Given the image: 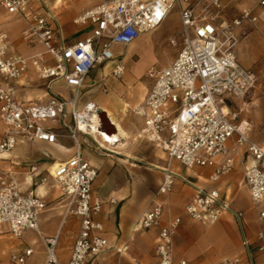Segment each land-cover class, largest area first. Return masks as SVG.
Returning a JSON list of instances; mask_svg holds the SVG:
<instances>
[{
  "label": "built area",
  "instance_id": "2783aa9c",
  "mask_svg": "<svg viewBox=\"0 0 264 264\" xmlns=\"http://www.w3.org/2000/svg\"><path fill=\"white\" fill-rule=\"evenodd\" d=\"M35 1H0L9 14L19 15L26 23L22 32L25 42L43 47L28 56L12 54L9 34L0 33V122L3 126L0 155L12 151L23 141L42 140L56 144L59 134L55 131V119L78 147L72 157L51 171L55 184L68 198L65 218L70 215L81 218L67 264H85L88 257L110 247L109 240L102 235L104 223L96 218L104 205L93 191L98 169L83 157L79 149L80 135L90 137L103 152L109 151V147L120 140L118 137L105 138L108 145L105 146L99 139L107 132L98 131L99 139L92 132L95 123H102L103 109L96 101L83 99L86 80L95 68L109 61L115 62L110 75L121 78L126 73V66L118 61L119 54L113 51V46L131 45L161 25L173 7L177 8L181 19L183 44L170 64L162 68L151 67L147 71L153 84L144 102L136 109L143 118L139 136L163 148L169 156V165L175 159L188 169L214 166L212 180H218L234 167L232 157L217 162L221 154L228 152V142L234 140L235 148L246 146L253 163L246 167L244 181L258 209V218L264 222V145L250 137V120L240 119L234 107V99L245 98L255 87L258 77L239 62L233 49L236 38L231 26L227 29L233 36V45L226 46L221 40L223 24L216 23L222 10L221 0H198L196 3L193 0H102L75 17L77 25H93L92 33L75 43L65 41L62 25L47 3ZM259 1L264 5V0ZM257 21L253 11L246 9L233 20V27L244 22L256 24ZM171 43L176 45L177 40L173 38ZM30 68L45 82L48 95L45 102L24 103L14 96L13 84ZM57 82H63L68 88L67 96L55 91ZM101 89L109 91L106 84H102ZM44 156L50 157L48 153ZM30 168L33 172L38 170L37 165ZM176 176L169 167L164 170L157 192L136 224V227L146 229L160 228L155 264H188L186 259H174L175 235L182 217H169L162 223L165 213L170 214L171 210L160 197L172 191ZM180 178L195 189L192 200L185 206L191 219L210 226L216 224L223 213L230 212L242 223L243 212L235 210L218 188L207 189L188 177L181 175ZM45 181L43 177L41 182ZM115 201L110 199L111 203ZM46 208L47 202L39 195L22 192L11 171L0 169V234L4 228L14 237L35 230L45 243L44 264H62L58 256L59 234L45 236L40 230V215ZM258 236L262 241L260 250L264 251V232L260 231ZM244 244L250 264H254L246 238ZM33 252L32 248L21 253L12 252L10 261L0 259V264H27ZM239 263L237 256L222 261V264Z\"/></svg>",
  "mask_w": 264,
  "mask_h": 264
},
{
  "label": "crops",
  "instance_id": "0c3cea01",
  "mask_svg": "<svg viewBox=\"0 0 264 264\" xmlns=\"http://www.w3.org/2000/svg\"><path fill=\"white\" fill-rule=\"evenodd\" d=\"M44 1L61 23L65 41L67 43H75L90 35L93 30V25L91 23L84 25L75 24V17L85 10L99 4L102 0ZM221 2L222 10L220 18L216 20L218 25L228 24V26H232L233 20L239 17L246 9H251L253 14L258 17L256 24L244 22L241 26L233 27V31L238 38L235 52L239 62L246 68L252 70V66L254 65L253 62L260 63L261 65L258 73L253 70L258 77L255 87L245 98L234 99V107L238 105L241 110L240 119L247 118L250 120V137L256 142L264 145V48L259 50L255 45L254 47L250 45L253 36L264 45V5H262L259 0H221ZM37 6L38 4L35 3L34 7ZM169 16L170 15H168L167 18ZM167 18L165 20H167ZM178 18L181 25L179 13ZM15 24H20V26L15 27ZM25 26L26 23L19 15L9 14L0 4V33L6 32L9 34L13 45L11 49L12 54L28 56L36 51L43 50L41 45L30 46L25 42L22 34ZM140 38L129 45L130 47H134L137 44L135 52L146 47V42H148L146 38L139 41ZM245 46L252 48L253 61L250 65L244 64L240 59V52L238 49H242ZM128 55H130V53ZM91 76L94 80L92 84L89 82ZM97 76V71L95 72L93 70L86 80L85 88L94 87V83H98L97 81L100 83L101 79L97 80ZM35 79L40 82L37 93L32 87V81ZM0 80H2V77H0ZM58 83L63 82H57L55 85ZM144 85L140 87L139 99L134 104L135 111L144 102L151 88H148L146 84ZM13 86L14 96L20 102H45L48 99L44 80L38 78L32 68L29 69L21 80L16 81ZM87 91H90V89L85 90L83 94ZM84 100L88 101L94 99L88 98ZM97 103L107 112L108 117H110V114L115 117L126 130L128 138L124 139L126 144L121 145L122 139L118 135L116 129V134L120 137V142L110 146L109 151L103 152L90 137L80 135L81 145L79 149L83 157L98 169L96 180L99 179L98 183L102 187H105L104 196L99 194L95 187V182L93 191L94 194L104 202L102 210L96 218L104 223L102 235L110 242L109 248L88 257L85 264H155L157 262L156 247L160 228L152 227L146 229L136 227V224L141 213L157 192L164 175V170L167 167L177 176L175 177L172 191L168 195L160 197V200L166 203V206L171 210L170 214L167 212L165 213L162 223H165L169 217H182V223L175 235L174 259L176 261L186 259L188 264H222L224 259L237 256L240 258L239 264H250L249 252L244 244V239L246 238L249 242L251 258L254 264H264V251L260 250L262 241L258 236L260 231L264 232V222H261L258 218V209L254 205L248 187L244 181V171L247 166L253 163V158L249 154L246 146L235 148L234 140L228 142V152L221 154L217 162L222 163L226 158L232 157L234 159V167L230 172L221 175L218 180H212L211 178V175L215 171L214 166H196L192 169H188L184 166L187 169V173H183L181 167L183 165L178 160H172L169 165V156L163 148L150 142L147 143V140H145V142L143 141L144 139L139 136L143 124V118L141 116L139 118L140 127L137 130L138 132H133L134 130L131 131L125 128V122L122 118H119L117 114L119 111L127 110V107H130L129 102H124L122 100L117 102L112 98L106 102ZM2 132L3 126L0 122V138ZM58 134V142L56 144H51L42 140L28 141L30 142L29 144H33V146L31 145V149L27 150L28 152L32 151L37 154H45L47 153L46 149L50 151L51 148L58 147V149L67 153L64 157L58 158L48 165L47 171H50L49 173L54 170L57 164L69 159L78 150V147L64 129L58 130ZM64 137L72 141L70 145H66L62 142ZM26 142L27 141L20 142L16 146L17 149L0 156V169L9 170L16 176L23 193L34 192L46 201V198L55 197L57 191H53L46 186L45 182H41V179L45 177L42 172V170H44L43 163L41 162V158H38V160H31L27 158L28 156L24 155V149L26 148L24 144ZM85 145L91 150H94L97 155L89 151H84ZM31 165H37L38 170L35 172L31 171ZM181 175L190 178L198 185L207 189L218 188L222 196L231 203L235 210L243 212L242 223L230 212L223 213L220 220L216 224L210 226L191 219L185 211V206L192 200L195 189L190 184L185 183L180 178ZM43 184H45V193L40 192L42 191ZM242 190L245 191L246 196L251 201L249 208H243L237 205V196L239 191ZM111 198H114L116 201L111 203ZM67 204L68 198L62 195L58 188V228L56 231L46 232L40 227L41 232L45 236L59 234L58 256L62 264H67L70 259L73 244L79 232L81 222V218L76 215H70L65 218ZM71 216L75 217L73 228L67 231L69 234L68 239L59 247L60 239L64 234L62 224ZM196 224H201L205 227L199 228ZM29 232L40 235L35 230H27L23 236L14 237L4 228L3 232L0 234V241H5V245L0 246V259L9 262L12 252L21 253L27 248H32L34 252L27 260V264H31L29 260L37 252L35 244L38 243V239L33 238L31 243L25 244L22 241L19 243L14 242V240L21 239ZM20 244H24V246L22 247ZM42 244L45 257L40 264H44L46 259V247L43 239Z\"/></svg>",
  "mask_w": 264,
  "mask_h": 264
},
{
  "label": "rangeland",
  "instance_id": "374dc122",
  "mask_svg": "<svg viewBox=\"0 0 264 264\" xmlns=\"http://www.w3.org/2000/svg\"><path fill=\"white\" fill-rule=\"evenodd\" d=\"M193 1L194 3H196L198 0H193ZM212 11L216 12L215 10ZM169 15L170 16L167 18V20H165L161 25L157 26L156 28L147 32L146 34L142 35L139 41L146 38L148 39V42H146V47L140 49L138 52H135L136 51L135 48L137 44L134 47L128 46L126 48L120 45L113 46V51L116 54H119L118 61L122 62L126 66V73L121 78H113L110 75V72L115 62L109 61L104 66L94 69V71L95 72L97 71L98 73L97 80L101 79L100 83L99 81H97L98 83H94V87H87L83 91L84 93L85 90L90 89V91H87L85 94H83L84 99L93 98L97 102H106L107 100L113 98L117 102H119V100H122L124 102H129L130 107H127V110L119 111L117 114V116L119 118H122L123 121L125 122L124 126L125 128H127V130H131V131L134 130L133 132H138L137 130L140 127V122H139L140 115L136 113L134 104L139 99V93L141 91L140 87L146 84L148 88H150L153 84V80H151L147 76L148 69L151 67L162 68L168 65L171 61L175 59L179 50L182 47L183 38L181 37L180 34L181 25H180V20L178 18L177 8L173 7L170 10ZM219 18L220 15L218 16L217 19ZM14 26L19 27L20 24H15ZM230 29L232 34L236 38L233 45V49L235 50L238 44V38L233 31L234 30L233 25L230 27ZM173 38L177 40V45L171 43V39ZM222 38L224 39L225 37L222 36ZM250 45L251 47H254L255 45L257 48H259V50L264 48V45L258 39L254 38V36L250 41ZM238 50L240 52L239 55L242 62L247 65H250V63L252 64L253 61L252 48L245 46L242 49L240 48ZM129 53L130 55H128ZM253 64H254L253 66L251 65L253 70L258 73L261 66L260 63L253 62ZM89 82L90 84L94 82L92 76L90 77ZM32 84H33L32 87L36 90L37 93V89L40 85V82L35 79L34 81H32ZM102 84L107 85L109 89L108 92H104L101 90ZM54 88L55 90H58L57 92L63 96H67L69 93L68 88L65 85H63V83L56 84ZM263 94H264V89H263ZM235 110H237L238 115L240 117L241 110L239 109L238 105H235ZM53 122L56 124L55 131L58 132V130L63 129V127L59 126L58 119L53 120ZM62 142L66 145H70L72 141L69 138L64 137L62 139ZM29 143L30 142L27 141L24 144L26 147L24 149V155L28 156L27 158L31 160H38V158H41V162L43 163V168H44L42 172L46 178L45 181L46 186L51 188L53 191H57L55 197L45 199L47 202V208L40 215V227L43 231L46 232L56 231L58 228V188L56 187V184L51 176V173H49L50 171L47 170H48V165H50V163H52L54 160L58 158L64 157L67 153L61 151L60 149H58V147H53L50 149V151L46 149L47 153L51 155L50 157H46L44 156V153L37 154L36 152H32V151L28 152L27 150L31 149V145L33 146V144H29ZM84 151H89L97 155L94 152V150H91L86 145L84 146ZM181 167L183 173H187V169L184 166ZM98 180L99 179L95 181V187L97 188L99 194L104 196L105 187L104 186L102 187L98 183ZM40 192L45 193V184L42 185V191ZM237 205L243 208H249L251 205V201L246 196L244 190L239 191L238 193ZM74 221H75V217L71 216L67 219V221L63 222L62 227L64 228V234L60 239L59 247H61L65 243V240L68 239L69 234L67 231L73 228ZM196 225L199 228L205 227L202 226L201 224H196ZM33 238L38 239V243L35 244V248L37 252L30 258L29 262L31 264H40L43 262L45 257L43 252L42 238L40 235L29 232L25 234L24 237H22L21 239L14 240V242L19 243L20 241H22L24 244L31 243V240ZM24 244H20V245L23 247ZM4 245H5V241L1 240L0 246H4Z\"/></svg>",
  "mask_w": 264,
  "mask_h": 264
},
{
  "label": "bare ground",
  "instance_id": "6f19581e",
  "mask_svg": "<svg viewBox=\"0 0 264 264\" xmlns=\"http://www.w3.org/2000/svg\"><path fill=\"white\" fill-rule=\"evenodd\" d=\"M222 27H223V30H224V39L222 38L221 40H222V42L227 46V45H233L232 44V34H230L229 33V30L227 29V27H228V25L227 24H223L222 25ZM110 117L109 118H111V120H112V122H113V124H112V122H111V124L112 125H114L115 127H116V129H117V132H118V135L121 137V139H122V142L120 143L121 145H124V144H126L125 143V141H124V139H127L128 138V134H127V132H126V130L122 127V125L115 119V117H113L111 114L109 115ZM104 130V124L103 123H95L94 125H93V130H92V132L95 134V136L96 137H98V134H97V132L99 131V132H102ZM116 137H118L117 136V134H116V131L114 132V134H112V135H108L107 133L105 134V135H103V138L102 139H99V137H98V139H99V142L102 144V145H107V144H105V142H104V139L105 138H107V139H110V140H112V139H114V138H116ZM120 137H118V140H119V138ZM120 142V141H119ZM17 146V145H16ZM16 146L14 147V149H17L16 148ZM61 147H63V146H61ZM13 149V150H14ZM12 150V151H13ZM12 151H10V152H12ZM9 151H7V152H4V153H2L1 155H4V154H7V153H10ZM0 155V156H1ZM45 155H47V153H45Z\"/></svg>",
  "mask_w": 264,
  "mask_h": 264
},
{
  "label": "water",
  "instance_id": "95a60500",
  "mask_svg": "<svg viewBox=\"0 0 264 264\" xmlns=\"http://www.w3.org/2000/svg\"><path fill=\"white\" fill-rule=\"evenodd\" d=\"M100 115H101L102 123L104 124V130L110 135L114 134L116 128L114 127V125L111 124V120L108 117L107 112L101 111Z\"/></svg>",
  "mask_w": 264,
  "mask_h": 264
}]
</instances>
